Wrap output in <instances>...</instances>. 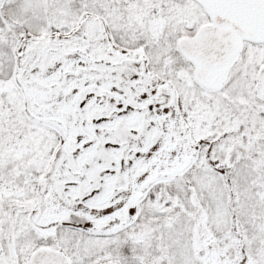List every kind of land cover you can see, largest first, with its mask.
Wrapping results in <instances>:
<instances>
[{"label":"snow or ice","instance_id":"1","mask_svg":"<svg viewBox=\"0 0 264 264\" xmlns=\"http://www.w3.org/2000/svg\"><path fill=\"white\" fill-rule=\"evenodd\" d=\"M0 264H264V0H0Z\"/></svg>","mask_w":264,"mask_h":264}]
</instances>
